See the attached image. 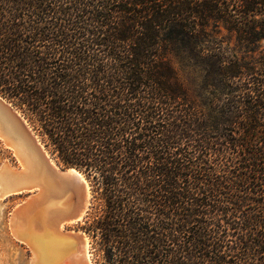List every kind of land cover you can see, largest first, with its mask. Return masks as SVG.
Here are the masks:
<instances>
[{"label": "trees", "instance_id": "16d2710c", "mask_svg": "<svg viewBox=\"0 0 264 264\" xmlns=\"http://www.w3.org/2000/svg\"><path fill=\"white\" fill-rule=\"evenodd\" d=\"M261 41L264 0H0V95L89 181L95 264H264Z\"/></svg>", "mask_w": 264, "mask_h": 264}, {"label": "bare ground", "instance_id": "6f19581e", "mask_svg": "<svg viewBox=\"0 0 264 264\" xmlns=\"http://www.w3.org/2000/svg\"><path fill=\"white\" fill-rule=\"evenodd\" d=\"M0 138L4 143H10L17 149L20 161L18 172L9 170L0 162V184L5 193H11L16 188H24L27 185L36 188V201L28 208L23 206L17 208L10 215V227L15 228L17 234L27 241L33 249L35 258L29 264H74L80 259H87L92 264L87 236L84 233L74 232L64 233V226H57L51 216L45 215V210L59 204L66 205L70 202V197H60L52 193L42 179V168L37 154L29 146L25 136H23L11 121L0 115ZM55 163V161L52 160ZM58 166V165H57ZM74 171L79 179L88 184L84 176L76 169ZM88 188V186H87ZM90 194V193H89ZM27 201H23L24 204ZM20 204V205H21ZM76 234V233H75ZM32 257V256H31Z\"/></svg>", "mask_w": 264, "mask_h": 264}, {"label": "rangeland", "instance_id": "374dc122", "mask_svg": "<svg viewBox=\"0 0 264 264\" xmlns=\"http://www.w3.org/2000/svg\"><path fill=\"white\" fill-rule=\"evenodd\" d=\"M222 32L223 35L226 36V32L223 30ZM230 46H236L234 37H232L230 41ZM257 47L258 48L252 53H243L244 51L242 50L240 54H238V57L243 62H252L255 60L260 61L262 55H264V41H261ZM166 57L171 67L175 70L178 80L187 89L189 95L192 98L199 100L201 98V75L203 74L204 69H213L214 67H209V65L205 63L203 57L194 52H186V54H183L181 51L172 50L167 53ZM16 109L30 126L51 159L55 161L59 167L66 168L61 164L56 154L52 153L50 147L46 146L47 143L40 135L39 131L34 128L33 124L25 118L18 108ZM5 160L8 161L11 168H19V161L14 156L12 150L6 147L0 139V162H4ZM79 172L86 179L85 175L81 171ZM87 182L89 186L88 194H90L88 196L89 204L85 214L80 221L66 224L64 233H84V235L87 236L91 261L95 264L100 258L97 255L98 253L95 254L92 240L82 229L85 225V221L90 222V218L95 211L92 209L94 201L92 199L91 186L88 180ZM30 194L31 193L28 191L22 193H5L0 184V264H29L28 262L36 256L27 241L20 237L15 231V228L10 227L9 224L11 213H13L18 205L25 201Z\"/></svg>", "mask_w": 264, "mask_h": 264}, {"label": "water", "instance_id": "95a60500", "mask_svg": "<svg viewBox=\"0 0 264 264\" xmlns=\"http://www.w3.org/2000/svg\"><path fill=\"white\" fill-rule=\"evenodd\" d=\"M0 115L8 118L12 125L17 128V130L26 137L29 146L34 150L40 160L42 168V179L49 190L60 196V197H70L71 200L66 205H57L55 207L45 210L44 214L51 216L55 221L57 226H64L69 223H75L81 220L89 204V186L83 183L77 174L71 169L75 168H63L55 165L52 162L51 157L44 149L43 145L40 143L37 136L34 134L30 126L27 124L22 115L17 111V109L8 102L4 97L0 95ZM1 139V138H0ZM2 140V139H1ZM3 142V140H2ZM4 143V142H3ZM4 145L10 148L17 158V160L22 161L19 156L17 149L10 143H4ZM3 166L9 168L13 171L17 168H11L8 161L2 162ZM77 170V169H76ZM18 172V170L13 171ZM86 180V179H85ZM87 181V180H86ZM88 183V182H87ZM88 186V188H87ZM30 192V196L27 197V201L24 204L19 205L17 211L25 207H29L36 201V188H31V186H26L24 188H16L11 193H22ZM76 233V234H75ZM74 235L82 239V236L74 232ZM71 264V263H67ZM74 264H89L87 259H80ZM93 264V263H92Z\"/></svg>", "mask_w": 264, "mask_h": 264}]
</instances>
